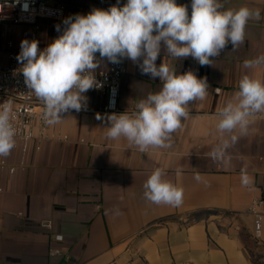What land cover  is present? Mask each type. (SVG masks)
I'll return each mask as SVG.
<instances>
[{
	"label": "crops",
	"instance_id": "1",
	"mask_svg": "<svg viewBox=\"0 0 264 264\" xmlns=\"http://www.w3.org/2000/svg\"><path fill=\"white\" fill-rule=\"evenodd\" d=\"M59 2L65 5L62 21L39 19L38 29L5 22L0 32L16 43L36 33L46 47L61 34L57 26L62 31L66 18L117 4ZM221 2L225 9L258 8L261 18L248 22L243 44L235 50L229 44L212 58V65L201 66L192 57L173 58L162 48L157 64L169 63L180 74L192 71L208 84L206 98L190 102L189 118L174 133L170 148L140 152L124 138L108 139L106 120L96 119L97 113L111 114L107 98L87 92L79 112L69 110L49 125L52 135L68 136V142H45L38 151L32 144L24 156L14 147L8 156H0L9 164L0 166V264H264V220L262 240L256 242L253 218L246 214L255 199H264V114L227 150L229 161L209 155L220 142L214 114L234 99L241 76L264 81V67H243L245 60L264 55V0ZM177 3L188 5L190 12L191 0ZM6 62L1 53L0 63ZM122 62L126 71L119 113H131L162 82L142 74L131 60ZM99 65L97 69L109 68L106 60ZM155 168L183 188L181 205H156L144 198L143 185ZM242 169L251 177L248 186L241 183ZM43 220H52L51 233L40 228ZM53 234L64 236V256H50Z\"/></svg>",
	"mask_w": 264,
	"mask_h": 264
},
{
	"label": "clouds",
	"instance_id": "2",
	"mask_svg": "<svg viewBox=\"0 0 264 264\" xmlns=\"http://www.w3.org/2000/svg\"><path fill=\"white\" fill-rule=\"evenodd\" d=\"M190 9L177 0H126L123 5L117 0L106 10L94 8L87 15L66 18L62 31L57 26L61 34L42 50L37 40H22L17 60L29 92L45 106L46 123H58L61 114L69 110L79 112L87 102L84 94L103 86L94 74L99 61L118 64L126 58L142 74L158 78L162 87L139 100L131 113H97L96 119L106 120L108 139L124 138L140 152L170 148L174 133L189 118L190 102L203 101L208 84L206 78H197L192 71L180 74L169 63L157 64L162 48L173 58L192 57L201 66L212 65V58L229 44L233 50L243 44L248 22L261 18L258 8L225 9L221 0H191ZM22 10H28L26 2ZM243 67H264V55L245 60ZM258 114H264V81L243 74L234 99L214 114L220 142L210 157L229 161L227 150L248 133ZM12 120L10 103L0 104L2 157L8 156L16 144L17 129ZM176 175H181L180 169ZM164 177L161 168L151 172L143 185L144 198L156 205H181L183 188ZM241 183H251L246 169L241 170Z\"/></svg>",
	"mask_w": 264,
	"mask_h": 264
},
{
	"label": "built area",
	"instance_id": "3",
	"mask_svg": "<svg viewBox=\"0 0 264 264\" xmlns=\"http://www.w3.org/2000/svg\"><path fill=\"white\" fill-rule=\"evenodd\" d=\"M28 4V10H22L24 3ZM65 5L59 0H21L15 4L14 0H0V24L10 23L14 26H34L38 29L39 19L50 21H62ZM31 40H37V34L33 33ZM21 42H14L7 39L5 31L0 32V54L6 56L7 62L0 63V104L10 103L15 128L17 129L15 147L21 149L23 156L30 145H35L40 150L45 142L56 141L66 143L68 136H56L49 132V125L44 119L45 106L34 93L29 92L21 72V64L17 60ZM38 47L42 50L45 47ZM47 47V46H46ZM126 69L123 62L113 64L109 62L108 69H96L95 75L98 82L103 86L99 89L93 88L88 91L92 94H105L107 98L106 111L108 113H119L118 101L122 78ZM220 94L221 90H215ZM135 105L131 107V112ZM23 159V157H22ZM1 168L9 167L6 158L0 157ZM10 172L15 173L16 167H10ZM246 214L253 218V238L256 242L262 240L264 220V199H255L249 206ZM21 215V214H20ZM40 228L48 233L53 230L52 220H43ZM64 243V236L61 234L52 235V246L50 256L61 257L65 255L61 245Z\"/></svg>",
	"mask_w": 264,
	"mask_h": 264
}]
</instances>
